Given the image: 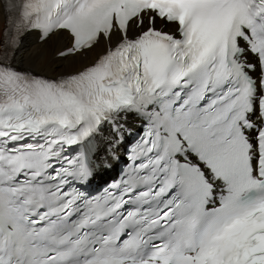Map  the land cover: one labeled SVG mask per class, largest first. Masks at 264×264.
<instances>
[{
  "label": "snow or ice",
  "instance_id": "obj_1",
  "mask_svg": "<svg viewBox=\"0 0 264 264\" xmlns=\"http://www.w3.org/2000/svg\"><path fill=\"white\" fill-rule=\"evenodd\" d=\"M0 14V264H264V0ZM31 33L66 34L64 71L14 66ZM129 117L126 163L93 190L103 134L119 147Z\"/></svg>",
  "mask_w": 264,
  "mask_h": 264
},
{
  "label": "bare ground",
  "instance_id": "obj_2",
  "mask_svg": "<svg viewBox=\"0 0 264 264\" xmlns=\"http://www.w3.org/2000/svg\"><path fill=\"white\" fill-rule=\"evenodd\" d=\"M3 23V15L0 14V29L3 28ZM65 37L66 34H57L51 36L44 43H37L35 33L25 35L21 48L16 54L14 66L45 76L57 75L67 68V62H60L56 59V52L67 43ZM101 47L98 46L89 53L88 60H91L101 50ZM84 62L88 61L85 60ZM75 67H79V62L75 64Z\"/></svg>",
  "mask_w": 264,
  "mask_h": 264
}]
</instances>
